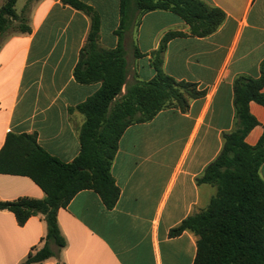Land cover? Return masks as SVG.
Wrapping results in <instances>:
<instances>
[{"label":"crops","instance_id":"0c3cea01","mask_svg":"<svg viewBox=\"0 0 264 264\" xmlns=\"http://www.w3.org/2000/svg\"><path fill=\"white\" fill-rule=\"evenodd\" d=\"M80 1L100 17L99 47L115 49L119 0ZM202 1L224 12L223 23L207 37L173 38L162 62L167 75L194 84L202 96L190 99L184 112L163 108L150 121L125 129L110 169L119 190L114 207L105 208L91 190L78 192L57 211L64 246L49 243L53 256L40 264H193L197 237L184 231L171 238L169 231L203 212L215 195V187L197 179L221 151L223 134L235 127L234 79L257 78L264 61V0ZM25 5L14 8L30 32L11 31L0 43V150L7 134H30L49 155L70 163L80 153L85 121L76 106L100 88L73 77L89 20L61 0H25ZM128 30L123 34L127 85L151 80V53L167 32L187 34L188 26L157 10L140 16L130 40ZM249 112L257 125L245 143L254 147L264 134V105L250 102ZM259 176L264 178V162ZM18 198L42 200L45 194L28 177L0 174V201ZM45 236L42 215L20 226L11 212L0 210V264H21L44 246Z\"/></svg>","mask_w":264,"mask_h":264},{"label":"trees","instance_id":"16d2710c","mask_svg":"<svg viewBox=\"0 0 264 264\" xmlns=\"http://www.w3.org/2000/svg\"><path fill=\"white\" fill-rule=\"evenodd\" d=\"M15 3L16 0H5L0 7V43L10 30L30 32L27 19L15 12ZM61 3L82 12L89 20L73 77L81 85L100 83V88L76 106L85 121L79 131L80 153L72 162L64 163L49 155L37 144L35 135L9 133L5 138L0 150V174L28 177L45 194L42 200L0 201V210L11 212L20 226L37 214L45 221L44 246L29 253L21 264H40L53 256L49 243L64 246L57 211L78 192L91 190L99 195L105 208L114 207L119 190L110 169L125 129L150 121L163 108L173 106L184 112L190 99L202 96L194 84L177 81L162 70L167 43L187 35L207 37L225 19L222 10L202 0H119L120 24L114 32L118 42L115 49L107 50L98 45V13L80 0ZM132 7L141 15L157 10L171 12L188 26V33L167 32L151 53L153 78L127 85L122 39ZM135 56H140L137 49ZM232 89L235 127L223 134L221 151L197 179L199 184L215 187L216 193L203 212L187 217L169 231L171 238L184 231L197 237L193 264H264V178L259 176L264 162V134L254 147L245 143L246 135L257 125L249 103L264 105V61L257 78L239 76Z\"/></svg>","mask_w":264,"mask_h":264},{"label":"rangeland","instance_id":"374dc122","mask_svg":"<svg viewBox=\"0 0 264 264\" xmlns=\"http://www.w3.org/2000/svg\"><path fill=\"white\" fill-rule=\"evenodd\" d=\"M3 1L4 0H0V5L3 3ZM25 5V0H17V2H16V5H15V8H16V10L18 11L19 9H21L22 8V6H24ZM128 15H129V17H130V20H129V22H128V27H129V29L130 30H128L129 32V35H130V37H129V40H130V38H132V34L134 33V32H132V30H134V28L138 25V23H139V20H140V16H141V14H138V11L136 10V9H134L133 7L131 8V10H130V12L128 13ZM135 18V19H134ZM14 25V24H13ZM10 32H11V30H10ZM122 44H123V39H122ZM130 45V44H129ZM123 48H124V46H123ZM129 51H131L132 52V47L130 46L129 47ZM125 50V49H124ZM126 61V60H125ZM132 62V59H130V63ZM129 67V66H128ZM132 67V66H131ZM131 67H130V69H131Z\"/></svg>","mask_w":264,"mask_h":264}]
</instances>
